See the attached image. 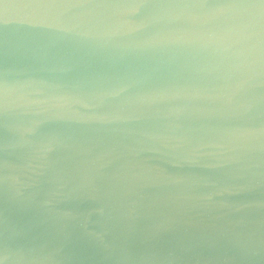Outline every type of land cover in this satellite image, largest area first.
<instances>
[{"label":"water","instance_id":"water-1","mask_svg":"<svg viewBox=\"0 0 264 264\" xmlns=\"http://www.w3.org/2000/svg\"><path fill=\"white\" fill-rule=\"evenodd\" d=\"M0 264H264V0H0Z\"/></svg>","mask_w":264,"mask_h":264}]
</instances>
